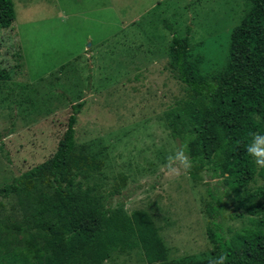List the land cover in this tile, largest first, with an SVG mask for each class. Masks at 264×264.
Returning <instances> with one entry per match:
<instances>
[{"label":"rangeland","instance_id":"1","mask_svg":"<svg viewBox=\"0 0 264 264\" xmlns=\"http://www.w3.org/2000/svg\"><path fill=\"white\" fill-rule=\"evenodd\" d=\"M11 2L14 20L0 29V63L10 75L0 82V188L53 154L70 106L81 102L74 142L98 153L90 183L101 184L105 207L148 215L166 261L210 258L205 231L213 197L221 200L218 224L226 238L258 216L246 207L262 204L264 221V194L244 199L264 193L258 175L235 193L204 172L189 177L170 159L180 146L167 124L170 110L187 98L167 68L171 33L189 30L190 59L209 77L225 63L243 0ZM21 217L14 196L0 198V219L10 225ZM7 230L13 247L21 235ZM100 264L147 263L133 244Z\"/></svg>","mask_w":264,"mask_h":264},{"label":"trees","instance_id":"2","mask_svg":"<svg viewBox=\"0 0 264 264\" xmlns=\"http://www.w3.org/2000/svg\"><path fill=\"white\" fill-rule=\"evenodd\" d=\"M243 3L242 16L228 36L225 63L211 76H204L190 59L188 29L181 36L171 33L166 46L167 68L187 94L170 110V134L180 145L186 136L194 137L188 144L192 164L186 173L193 178L204 172L235 193L254 175L264 180V168L256 171L246 151L253 133L264 134V0ZM13 20L11 0H0V29L9 28ZM9 77L0 63V82ZM81 106H70L53 154L0 188V198L14 196L22 214L10 225L0 219V264H100L116 248L133 244L147 264H212L221 254L226 264H264L263 205L246 207L258 216L226 238L218 224L221 200L215 197L205 231L210 258L166 261L148 215L134 211L126 216L109 204L105 207L97 192L101 184L90 183V174L99 170L98 153L74 142ZM261 194L257 189L244 199ZM8 227L21 235L13 247L6 243Z\"/></svg>","mask_w":264,"mask_h":264},{"label":"clouds","instance_id":"3","mask_svg":"<svg viewBox=\"0 0 264 264\" xmlns=\"http://www.w3.org/2000/svg\"><path fill=\"white\" fill-rule=\"evenodd\" d=\"M193 138L192 136H186L184 143L178 147L177 152L170 158L174 169L177 164L185 170L191 167L192 160L189 155L188 144ZM246 151L253 157L258 167L264 168V134L253 133L252 142L246 147ZM212 264H226V255L221 254L213 260Z\"/></svg>","mask_w":264,"mask_h":264}]
</instances>
